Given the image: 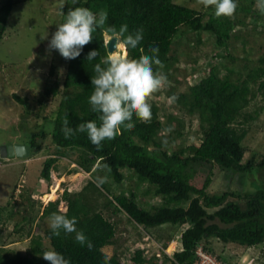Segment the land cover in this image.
Instances as JSON below:
<instances>
[{"label": "trees", "instance_id": "obj_1", "mask_svg": "<svg viewBox=\"0 0 264 264\" xmlns=\"http://www.w3.org/2000/svg\"><path fill=\"white\" fill-rule=\"evenodd\" d=\"M20 1L25 0H0V39L6 30L12 7ZM77 6L87 7L97 15L106 11L108 17L103 28H97L92 33V41L82 48L80 55L66 60L62 81L65 91L56 108L53 127L50 131L35 132L23 141L30 145V155L40 150L45 138L50 141L52 155L44 160L40 177L49 181L50 170L57 159L71 154L76 156L72 162L90 172L89 175L107 165L104 169L120 185L124 178L123 170H129L140 181H147L150 192L161 197L159 204L141 205L135 185L125 189L120 186L117 193L107 198L105 206H112L111 213L122 212L128 220L141 227L160 228L164 224L178 225L177 229L182 227L179 248L171 254L165 252L173 239L171 233L164 237L148 233L146 237L157 242L163 259L167 257L170 264H192L198 246L210 251V239L246 247L263 242L264 154L257 159L244 160L246 150L241 142L247 131L242 126L244 121L256 117L262 109V106L256 108L253 114L246 108L258 93L264 101V57L247 70L246 65L244 68L237 67L228 40L238 38L239 33L232 31L239 22L229 17L216 18L213 14L174 0H79ZM62 11L64 22L68 11L64 8ZM125 24L127 32L120 36V27ZM182 26L192 32L212 33L214 43L223 51L215 54V58L223 61L221 64L209 63L203 68L205 70L189 74L190 79L195 78V81L189 82L185 90L176 94L173 89L166 90L168 97L175 95L178 98L170 103L171 106L182 108L190 115L197 113L199 141L169 150L164 140H158L156 137L166 117L161 118L160 104L154 100L148 102L152 111L150 123H143L133 115L131 123L134 127L121 128L114 139L103 141L99 150L84 132H76L65 139L61 131L65 117L68 126L73 129L88 121L100 124L98 114L92 111L89 104L94 90L91 78L96 75V64L106 67L102 61L109 56L106 44L113 35H118L123 42L127 35H134L142 29L143 39L136 48L126 47L125 50L124 44L119 42L115 45L116 49L122 53L121 56L127 53V58L139 59L141 55H152L150 47H158V58L164 67L160 69L154 64V71L162 72L167 80L172 78L175 81L173 76H177L180 70L175 64L180 58L171 52L174 38ZM112 28L115 32L110 31ZM93 50L98 54L93 60H87ZM54 65H50V76L56 74ZM179 65L182 67V64ZM58 89L59 82L54 80L42 96H55ZM13 98L27 115V96L14 93ZM167 122L174 123V118L167 116ZM183 125L180 120L174 129L168 131L169 137H181ZM93 178H89L83 186L82 195L75 198L67 190L54 193L41 212L48 217L52 213L75 217L77 230L82 231L93 244L91 250L75 241V233L61 231L57 237L47 228L42 236H31L30 248L25 253L0 247V264H49L42 256L48 250L62 254L69 264H105V257L108 258L107 264H125L115 248L110 256L102 250L114 243L116 222L105 217L102 210L86 204L90 198L84 192L91 191V188L101 191L92 183ZM43 238L47 239V245L42 243ZM145 254L143 248H136L129 258L130 264H162V257L154 253L150 257ZM262 259L264 264V248Z\"/></svg>", "mask_w": 264, "mask_h": 264}, {"label": "rangeland", "instance_id": "obj_2", "mask_svg": "<svg viewBox=\"0 0 264 264\" xmlns=\"http://www.w3.org/2000/svg\"><path fill=\"white\" fill-rule=\"evenodd\" d=\"M174 1L214 15V9L211 7L205 9L202 5H198L196 0ZM60 2L61 0L20 1L12 7L9 14L6 30L0 39V144L26 143L23 141H26L31 134L42 130L50 131L53 127L52 120L65 91L62 81L67 60L58 50H48V42L56 31L57 24L63 23L64 13L59 6ZM235 2L237 9L230 19L239 22L232 31L238 32L239 36L231 37L228 42L230 51L236 57L237 67L244 68L246 65L245 70H247L255 66L260 57H264V16L256 9V0H235ZM72 7H77V4L72 5L70 0H66L63 8L68 11ZM105 34L104 32L106 44ZM46 35L47 38L41 39ZM113 38L116 39L112 49H107L108 55H113L114 52L122 55L115 46L121 42L119 36L115 34ZM220 50L222 51L214 43L212 33L192 32L185 26L179 28L171 54L174 53L180 58L175 64L180 70L176 71L177 76H173L175 81L172 78L168 79L170 82L167 80L164 88L148 98V102L154 100L160 104V116L166 117L156 138L166 141L169 150L181 144L187 145L199 141L200 128L197 113L190 115L186 111L183 112L182 108L171 106L166 90L173 89L174 94L181 92L187 88L189 82L195 81V78L190 79V73L195 70L197 72L205 70L203 68L209 63L221 64L223 61L215 58L216 52ZM126 55L127 53L124 56ZM51 64H55L56 72L52 76L49 74ZM179 64H182V67ZM245 70H242L243 73ZM54 80L59 82L58 94L42 96V92L49 88ZM14 93L27 96V115L23 107L14 100ZM260 106L262 109L257 116L245 120L242 125L247 129L241 142L246 150L244 160L252 157L257 159L264 154V101L259 93L250 101L246 109L254 114V110ZM167 116H172L174 123L168 124ZM180 120L184 124L183 134L172 139L168 130L174 129ZM52 150L49 139L45 138L40 150H36L31 156L0 158V247L27 252L30 248L31 236L36 234L42 236L44 230L49 228V217L41 215L49 198H52L54 193L64 190H67L72 198L82 195L87 180L101 173V176L106 177L101 191H93L91 188V191L87 190L84 193L90 198V201L86 202L87 205L102 210L105 217L116 222L114 243L102 248L107 256L116 249L120 259L125 264H130L129 258L138 247L146 250L148 256L155 254L159 249L157 250V245L153 241L150 243L151 237L146 238L148 233L154 236L158 233L162 237L170 233L173 235V239L165 249L168 254L179 248L182 227L177 229L178 225L170 224H164L160 228L141 227L128 220L122 212L111 213L112 206H105L107 198H111L112 193H117L120 186L125 189L135 185L141 205L149 207L159 204L161 197L154 196L153 192H150L147 181H140L129 170H123L124 178L120 185L102 167L98 172L89 175L90 172H86L72 162L76 156L71 154L57 159L50 170V180L45 181L40 177V171L44 160L52 155ZM146 190L147 192L144 193ZM209 242L211 249L208 252L215 254L221 262L227 264H262L263 262L264 241L251 247L234 242L223 243L216 239H210ZM42 243L47 245V239L43 238ZM162 256L160 253L159 258ZM162 264H170L167 257L163 259Z\"/></svg>", "mask_w": 264, "mask_h": 264}, {"label": "clouds", "instance_id": "obj_3", "mask_svg": "<svg viewBox=\"0 0 264 264\" xmlns=\"http://www.w3.org/2000/svg\"><path fill=\"white\" fill-rule=\"evenodd\" d=\"M196 2L205 9L210 7L214 9L216 18H231L237 9L235 0H196ZM65 3L66 0H61L59 5L61 9ZM70 3L76 5L78 0H70ZM255 7L264 16V0H256ZM107 17L106 11H101L97 15L87 7L69 8L64 22L57 24V29L48 42V50H58L65 59L77 58L82 48L92 41V33L97 28H103ZM110 31L115 32V29L112 28ZM126 32L125 24L120 27L119 35L124 36ZM45 38L47 35L41 37V39ZM142 39L143 30L141 29L134 35H127L121 42L126 50V47L136 48ZM149 52L152 55H141L139 59H129L114 52L102 61L106 67H101V64L95 65L96 75L91 78L94 90L89 97V104L92 111L98 114L100 124L98 126L95 121H88L73 129L68 126V120L65 117L61 128L65 139L71 138L76 132H84L99 150L102 142L114 139L121 128L134 127L131 123L133 115L143 123L151 122L152 111L148 98L166 86L167 76L153 69L154 64L160 69L164 67L158 58L159 48L150 47ZM97 54L95 50L89 52L87 60H93ZM177 99L173 95L169 98V103H174ZM164 143L166 144V141ZM102 168H107V165H103ZM105 181L106 177L99 175L92 179V183L98 188H101ZM76 224V218H69L66 213H52L48 218V227L54 236H60L61 231L65 234L75 233V241L81 246L86 245L91 250L92 242L82 231L77 230ZM42 256L49 264H69V261L55 250L44 251ZM107 261L108 258L105 257V264Z\"/></svg>", "mask_w": 264, "mask_h": 264}, {"label": "water", "instance_id": "obj_4", "mask_svg": "<svg viewBox=\"0 0 264 264\" xmlns=\"http://www.w3.org/2000/svg\"><path fill=\"white\" fill-rule=\"evenodd\" d=\"M115 38H112L111 42L106 45L108 50H111L114 45ZM30 145L27 143H14L8 142L0 144V158L3 157H25L30 153Z\"/></svg>", "mask_w": 264, "mask_h": 264}, {"label": "built area", "instance_id": "obj_5", "mask_svg": "<svg viewBox=\"0 0 264 264\" xmlns=\"http://www.w3.org/2000/svg\"><path fill=\"white\" fill-rule=\"evenodd\" d=\"M151 241H153L156 244L154 240L150 239V243H152ZM157 250H158V245H157ZM155 255L160 257V251L158 250L157 252H155ZM192 264H224V262L223 261L221 262L220 259L217 258L215 254L205 251L201 246H198L196 248V259L193 261Z\"/></svg>", "mask_w": 264, "mask_h": 264}, {"label": "bare ground", "instance_id": "obj_6", "mask_svg": "<svg viewBox=\"0 0 264 264\" xmlns=\"http://www.w3.org/2000/svg\"><path fill=\"white\" fill-rule=\"evenodd\" d=\"M116 39V38H115ZM112 40V39H111ZM110 43V42H109Z\"/></svg>", "mask_w": 264, "mask_h": 264}]
</instances>
